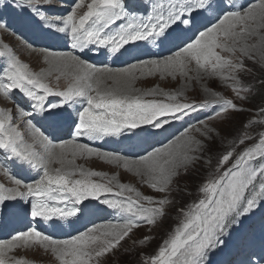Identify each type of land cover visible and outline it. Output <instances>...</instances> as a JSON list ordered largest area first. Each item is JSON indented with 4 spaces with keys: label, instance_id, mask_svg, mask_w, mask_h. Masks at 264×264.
<instances>
[{
    "label": "snow or ice",
    "instance_id": "snow-or-ice-1",
    "mask_svg": "<svg viewBox=\"0 0 264 264\" xmlns=\"http://www.w3.org/2000/svg\"><path fill=\"white\" fill-rule=\"evenodd\" d=\"M49 0H0V13L11 8H19L30 13L17 20L20 28L33 24L54 28L57 32L71 36L72 48L83 50L89 44H99L109 48L111 53L133 42L149 41L159 45L174 44L176 50L163 59L141 60L123 69L97 67L81 60L72 53L49 52L45 59L51 66L49 70L32 72L29 65L22 63L8 44L0 41V57H6L8 66L0 76V95L9 98L12 89H19L34 101V108L50 123L58 126L72 118L69 107L86 103L82 109H75L78 123L73 121L75 131L71 140L54 143L29 120V131L34 137L33 143H27L23 134L12 123L11 110L0 109V149L27 163L32 169L42 172L33 183H26L15 177L4 165H0L4 175L8 176L14 187L0 183V215L13 216L30 212L32 218L43 221L67 220L88 211L84 202L89 198L100 200L104 193H113L112 180L101 183L93 177L106 174L86 170L76 164L78 157H99L110 164L122 165L138 176L154 191L164 193L169 190L180 169L199 159L194 155L203 149V142L190 135L191 129H185L180 136L167 144L153 147L151 151L136 159L113 152H101L87 144L76 142V138L87 136L99 139L103 136H118L124 132L133 135L145 133L155 135L142 125H151L163 129L169 123L168 117L179 118L194 111L216 106L215 117L227 114L229 110L243 111L232 99L221 93L205 88L212 99L200 104L185 103L178 100L182 93H164L166 100H146L145 96H154L155 91L133 95L129 83L135 79L137 70H147L148 74L160 73L175 78L177 75L188 77L189 71L211 78H219L231 87L238 99H247L241 93L251 92L243 85L238 73L252 72L247 68L245 59L253 61L264 69V0L248 6L236 8L226 0H168L152 5V11L146 17H140L130 11L125 0H91L83 15L77 9L84 6V0H77L72 11L64 17H49L40 11V5ZM2 18V17H0ZM124 18L116 32H106L110 25ZM0 28H7L0 24ZM195 64V68L189 66ZM60 72L56 76H70L67 86L54 89L47 82L52 71ZM71 70V71H69ZM111 80L107 86L105 80ZM192 79V77H189ZM5 80L7 82H5ZM264 84V81H261ZM61 98L58 103L46 102L47 97ZM20 114L27 115L22 109ZM264 116V108L260 110ZM179 114V115H178ZM215 117H209L214 119ZM164 118V119H161ZM257 121H249L245 128ZM264 122V121H260ZM202 127L195 128L200 136L209 138L213 129L201 121ZM139 130V132L134 131ZM39 138L38 140L36 138ZM252 137L243 133L239 143ZM39 143L43 151L36 150ZM59 149L56 152L55 149ZM234 149L220 157L216 173L200 187L202 197L181 209V223L163 241L155 255L143 258L142 264H210L209 254L222 248L233 228L243 223V218L264 206V132L259 140L235 156L231 166L221 171L234 155ZM71 157V158H69ZM52 164L60 167L52 168ZM77 175L80 178H75ZM114 179V178H113ZM258 182V185H257ZM115 195L121 199H104L101 202L109 208L126 214L122 223L97 225L72 236L69 239H54L51 235L29 227L20 231L10 241H0V264H7V253L17 247L39 245L50 250L60 264H94L99 257L115 249L140 222L155 225L165 215V205L171 203L167 198L154 199L143 196L135 188L117 183ZM134 193L124 196V193ZM18 201L30 205L29 209L19 207ZM146 202V203H142ZM71 202V206L59 205ZM147 205V206H146ZM149 237L139 241L144 244ZM264 261V258H262ZM14 264H29L25 259H15ZM247 264H252L249 258Z\"/></svg>",
    "mask_w": 264,
    "mask_h": 264
},
{
    "label": "rangeland",
    "instance_id": "rangeland-1",
    "mask_svg": "<svg viewBox=\"0 0 264 264\" xmlns=\"http://www.w3.org/2000/svg\"><path fill=\"white\" fill-rule=\"evenodd\" d=\"M70 1L71 0H68V2ZM160 2H163L164 4L166 3L164 0ZM88 3V1L84 0V6L77 9L78 15H83V10L87 11ZM226 3L234 4L238 9L248 7H239L237 5V0H226ZM257 3H259V1L254 4ZM46 4H48L51 9H53V6L55 5L57 7V15L59 7L64 13L68 10L65 5L66 3L64 4L58 0H49V2ZM135 13L139 16L137 12ZM18 14L16 10L13 11L11 8L5 9L2 13H0V17H2L0 18V24L7 25L6 29L0 28V41L8 44L13 53L21 60V62L29 65V68L32 72L39 73L41 70H49L51 66L47 63L44 55H41L40 52H37V50H35L33 47L20 43L25 42L28 34L26 33L27 28L19 27L17 23V20L19 19ZM125 21L126 19L121 18L120 20H117L115 24L110 25V27L118 26L119 24L121 25V23ZM32 36L34 37V34H32ZM35 36L44 37L45 34L36 33ZM60 41L63 42L64 40L60 39ZM66 51L67 50L65 49H60L57 52L67 53ZM4 59L5 57H0V61ZM244 63L247 68L252 69V72H241L237 74L243 85L244 82L254 72L257 74L258 72L264 71V69H262L258 64L253 63L251 60L245 59ZM189 67L194 69L195 64L193 63ZM5 69L6 66L2 63L0 76L4 75ZM58 75H60V72L53 70L52 75L47 77L46 82L54 89L58 88L63 90L70 82L71 77L61 76L60 79L57 80L56 76ZM134 75L136 78L130 81L129 88L131 90L138 91H132L131 94L138 95L144 92L156 90L155 92L157 94L154 96H145L144 98L146 100L155 99L168 102L163 95L164 93H182V95L178 96V100L180 102L198 105L206 99H212L209 93L205 91V88H208L212 91L221 93L228 99H232L233 102L238 105V107L243 109V111L229 110L227 114H224L220 117H215V111L219 110L218 107L215 106L214 109L212 106L203 109L198 108L194 111H187V114L180 115L179 118L168 117L167 119L169 120V123L164 125L162 130L152 128L151 125L141 126L142 128H146L150 132L155 133V135H146L145 133L133 135L131 132L126 131L118 136H103L99 139L88 138L86 140L87 142H78L81 144H87L90 147H98L97 149H107V145L109 143L117 142L119 148L118 150L113 151V153H119L121 155L129 154L128 151L125 150L132 146L134 142L138 143L149 139L154 143H158L157 145H153L148 148V150L144 151L143 154L135 156L136 158L140 155H144V153L146 154L147 151H151L152 147H159L168 143L170 140H173V138L180 136L181 133L185 131V129H191L189 134L196 136L197 139H200L203 142V149L197 153H194V155L198 156L199 159L193 164L189 165L186 171L183 168L180 169V175L174 178L169 190L164 193L154 191L151 187L144 183V181L147 179L146 177L138 176L133 171L125 169L122 165L107 163L99 157L94 159H76V164L82 166L86 170H94L105 173L106 175L104 177H93V179L101 183H107L109 180H112L114 192L102 194L100 200L89 198V200L84 202V205L88 207V211L80 213L76 217H69L67 220L55 221L57 225H62V227H54V233H50L54 239H56L58 236L64 237L63 233H67L69 231L70 224L72 225V223L87 220L93 214H95L100 207H102V210L107 214H111V212H113L117 218L106 222H99L97 225L122 223L126 214L113 210L101 202L104 199L122 198L115 195V192L118 191V189L115 187L117 183L131 186L138 190L143 196H151L157 200L167 198L169 201H171V203L165 205V215L162 218H159L155 225H149L145 222H140V226L134 228L129 236L121 241L115 249L107 253L105 256L99 257L96 261H94V264H142L143 258L155 255L158 252L159 247L163 244V241L168 239L169 234L173 232L174 229L181 223L183 219V213L181 212V209L186 210L189 205L198 202V200L202 197L203 194L199 191V189L212 174L216 173L220 157L229 150H235L230 161L225 164L223 168H221V171H223L224 169L231 166L236 155L242 152L245 148L257 143L259 140V133L264 132V122H260L264 121V116H261L259 111L261 108H264V106L259 105H263L264 103H254L255 97L249 99L251 103L246 102L245 99H238L231 87H229L228 84L224 83L219 78H211L204 73H200V78L196 79L195 77L197 76V73L195 71H189L188 77L177 75L175 78L168 75L161 76V74L158 72L150 75L148 74L147 70L136 71ZM189 77H192V79H189ZM5 82L7 81L5 80ZM105 83L107 86H112L111 80L106 79ZM13 90L14 89L11 90V96ZM241 95L246 96V93L242 92ZM23 102L25 103V100ZM14 106L19 109V105L16 102L15 104L8 102L7 98L0 95V109L11 110L13 117L12 123L14 126H17L18 122H16L17 120L14 118V113L17 112V109ZM84 106H86V103L78 104V106H75V109H82ZM75 109L73 107H69L67 111L72 114V118L70 120L72 122L75 121L78 123V120H74L77 119ZM191 112L197 114L196 116L189 117L192 119V121L188 123H180L179 120L185 119ZM209 117L215 118L210 120ZM201 121H204L209 125V127L213 129V132L210 134L209 138L202 137L199 133L195 132V128L202 127L200 124ZM249 121L257 122L253 123L250 127L245 128V125L248 124ZM22 126H24L25 129L27 128L26 123H22ZM73 127L75 131L74 123ZM134 131L139 132V130ZM26 132L27 130L22 132L23 135L31 139L32 137L28 136V132L27 134ZM245 132H247L252 138L246 139L243 144H240L239 139ZM166 134L168 135L165 136ZM72 138L73 136L71 138H67L66 140ZM77 139L78 137L76 138V141H79ZM36 147L39 148L40 146L36 145ZM99 150L101 152H105L101 149ZM39 151L42 152L43 149L41 148ZM8 156V152L0 149V165L11 167V165L8 163ZM12 159L14 160V167L18 170L19 177L25 179L24 182L33 183L40 178L41 172L32 169L27 163H24L15 157ZM262 162L264 161H257L256 163ZM51 167H54V165L52 164ZM3 173V169H1L0 183H3L6 187H11V182L7 180ZM75 178L80 177L77 175ZM124 196H132L135 199L134 193L126 192L124 193ZM141 202L146 203L143 201ZM59 206L70 207L71 202H66L65 204H61ZM114 214L113 216H115ZM257 216L258 215H255V217ZM48 222L49 221L46 223ZM257 224V222H253L251 224L246 222L248 234H246L247 232L244 231L243 233L246 235H244L242 238L240 237L238 228H233L231 230L230 235L225 238L227 243L222 247V249L225 250V246L228 249V247L233 245L238 239H241V242L239 243L237 250L234 248H229L231 258L225 264H247L249 258H251L252 264L257 262L264 263V261H262V258H264V231L262 226H259L261 229H256ZM144 237H149V239L144 244H140L139 241ZM240 252H242V255H240ZM21 258L27 260L29 264H60L59 260L56 259L50 250L46 251L39 245H32L29 247L21 246L13 249L11 252L7 253V264H14L15 259Z\"/></svg>",
    "mask_w": 264,
    "mask_h": 264
},
{
    "label": "bare ground",
    "instance_id": "bare-ground-1",
    "mask_svg": "<svg viewBox=\"0 0 264 264\" xmlns=\"http://www.w3.org/2000/svg\"><path fill=\"white\" fill-rule=\"evenodd\" d=\"M58 1H60V2H62V3H67L68 2V0H58ZM259 0H237V5L239 6V7H241V6H249V5H252V4H254V3H256V2H258ZM56 14H57V12H56ZM53 15H50V17H52ZM124 24H126V23H124ZM57 32V31H56ZM32 34H34V36H35V34L36 33H34V32H32L31 33V35ZM54 35H56L55 33H53ZM57 34H60V33H58L57 32ZM70 35V34H69ZM40 54L41 55H44L45 57H46V55H47V53H44V52H40ZM155 56V54H154V52L153 51H149V52H147L146 53V57H148V58H152V57H154ZM156 56H158V54L156 55ZM48 63V62H47ZM49 64V63H48ZM131 65V64H130ZM69 71H71V70H69ZM137 71H140V70H137ZM156 91V90H155ZM78 105V104H77ZM74 120H78V117H77V119H74ZM67 123H70L72 126H73V122L71 121V120H68L67 122H65L64 124H67ZM195 125V124H194ZM187 127V126H186ZM69 130L70 129H68L67 130V132H69ZM26 131V130H25ZM164 133H166V132H164ZM28 136H31V137H33V135H28ZM172 137H174V136H172ZM174 139V138H173ZM38 140V139H37ZM69 140H71V139H69ZM77 140H79V141H76L77 143L78 142H82V141H84V140H86L85 138H83V139H81V137H78V139ZM171 141V140H170ZM135 143V142H134ZM133 143V144H134ZM167 144V143H166ZM155 147H157V146H155ZM96 148H98V147H96ZM153 148V147H152ZM99 149H101V150H103V151H105V152H113V150H109V149H103V148H99ZM148 150V149H147ZM55 151L56 152H59V149L57 148V149H55ZM145 154V153H144ZM123 155V154H122ZM125 156V155H124ZM128 157V156H127ZM83 158H86V157H78V160H80V159H83ZM94 158H96V156H93V157H90V159H94ZM129 158H131V157H129ZM54 165V167H52V168H57V167H60V165H57V164H53ZM188 169V168H187ZM170 187V186H169ZM113 212H111V214H106L107 215V217H108V219H115V218H117L116 217V215L115 216H113ZM92 217L93 218H97V213H95V214H93L92 215ZM106 221H108V220H105V219H100L97 223H99V222H106ZM112 222V221H111Z\"/></svg>",
    "mask_w": 264,
    "mask_h": 264
},
{
    "label": "trees",
    "instance_id": "trees-1",
    "mask_svg": "<svg viewBox=\"0 0 264 264\" xmlns=\"http://www.w3.org/2000/svg\"><path fill=\"white\" fill-rule=\"evenodd\" d=\"M246 80V79H244ZM261 81H264V71L254 72L250 77L244 82V85L251 88V92L246 93L247 99L246 102L251 103L249 101L250 98L255 97L254 103L262 104L264 103V84L261 83ZM256 104V105H257ZM259 106H264L259 105Z\"/></svg>",
    "mask_w": 264,
    "mask_h": 264
}]
</instances>
